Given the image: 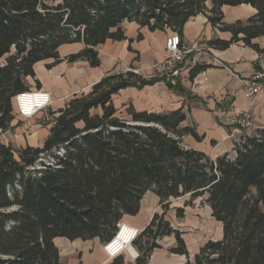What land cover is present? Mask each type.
Returning a JSON list of instances; mask_svg holds the SVG:
<instances>
[{
  "label": "trees",
  "instance_id": "1",
  "mask_svg": "<svg viewBox=\"0 0 264 264\" xmlns=\"http://www.w3.org/2000/svg\"><path fill=\"white\" fill-rule=\"evenodd\" d=\"M240 5L254 8L255 15L225 23L222 7ZM198 15L230 34L227 41H208V48L225 51L241 43L264 57V0H0V130L10 128L12 100L28 91L23 81L34 80L35 64L50 61L49 70L63 61H82L97 68L99 46L132 43L124 22L150 33L170 30L181 40L186 23ZM71 45L82 49L61 59L59 50ZM210 67L196 64L189 79ZM254 69L261 71L257 63ZM164 81L144 78L131 64L51 112L42 148L15 151L0 143V264H61L55 239L106 244L124 216L139 213L148 192L158 198L162 212L134 241L135 264H146L166 237L175 240L168 252L184 256L183 264H264V128L242 135L234 143L233 159L225 154L212 160L184 145L185 136L203 138L181 127L183 108L157 114L129 106V119L118 115L113 98L120 91ZM167 87L192 99L180 85ZM45 154L52 164L30 171ZM186 196L203 198L222 231L220 240L207 241L191 258L181 232L165 218L170 201ZM176 216L183 218V210ZM111 264H123V257Z\"/></svg>",
  "mask_w": 264,
  "mask_h": 264
},
{
  "label": "crops",
  "instance_id": "2",
  "mask_svg": "<svg viewBox=\"0 0 264 264\" xmlns=\"http://www.w3.org/2000/svg\"><path fill=\"white\" fill-rule=\"evenodd\" d=\"M221 10L224 15V22L227 24L237 20H245L256 13V10L249 5H240L237 7L224 6ZM124 24L131 26L135 34L138 29V33L143 35L142 40L138 41L135 40L134 36L126 35V30L122 28L125 36L128 40H132V43L128 41H107L104 45L99 46V67L91 68L86 62L82 61L72 64L63 61L48 70L46 69V65L50 64V61L39 62L34 65V82L36 81L37 83L32 87L28 83L33 79L25 78L23 81L25 86L30 91L40 90L50 93L52 98L50 110L53 112L62 108L74 95L78 96L86 93L93 84L102 79L106 74L124 71L120 69V63L121 65L129 64V66L133 64L139 73L140 69L134 63L139 64L145 49L140 51L138 44L144 42L147 34L150 32L146 29H139L134 23L124 22L121 27ZM172 33L170 30L150 33L158 34L159 36L158 47L151 48L150 50L151 53L158 54L157 60L154 59L152 64L167 59L168 55L165 50V43ZM212 39L227 41L230 39V34L219 32L217 29L211 27L203 15H198L190 19L184 26L181 45L186 48L196 47L191 54L187 55V66H179L177 74L171 82L165 80L164 82L157 83L153 86H146L140 90L128 88L131 91L127 92L128 89L120 91L113 98V105L118 110V106L114 102L117 96L126 92L133 95V98L128 97L124 99L123 102L119 103V106L123 105L126 109L131 106L136 112L146 111L149 113L164 114L183 108L186 120L182 123L181 127H191L198 136L203 138L201 142H197L192 137L185 136L183 143L186 148L202 152L212 160L225 154H228L229 158L233 159L235 157L233 151L234 143L238 142L239 139H236V133L238 132H234L233 127L228 123L229 117L249 108L254 116L256 129L264 128V95L256 99H247L243 94L244 82L255 71V64L257 63L260 70L264 71V57L252 49L244 47L241 43L234 44L225 51L210 49L206 44ZM255 43L259 45L260 49L263 48L261 40H257ZM116 46H120L121 49L126 47V51L131 58L129 62H120L117 59L116 54L112 50ZM129 46L132 50L131 52L128 51ZM104 49H108V51L105 52L106 55L102 59L101 51ZM67 55L69 54L60 57L64 59ZM138 58L139 61L137 60ZM3 64L4 61L0 60V65ZM196 64H206L211 67L195 78L189 79V70ZM167 84H170L172 87L180 85L192 99L184 95H178L174 90L169 89ZM138 92H141V94L136 96ZM41 113H38L32 118H21L16 115L21 122L26 124L21 127L12 126L15 134L24 137L20 141L23 144L21 149L26 146L42 148L49 135L51 124L48 123L46 127H43L35 121ZM148 193L141 200L139 213L133 217L124 216L120 222L121 225L142 231L149 224L152 216L157 211L159 202L158 198L153 194L147 197ZM55 240L56 247L60 246L64 248L60 255L64 257L66 262H69L68 264H111L114 259L110 262L107 261L104 244H101L97 239L85 242L81 240H75L73 242L65 239ZM89 245H92L91 253L88 251ZM131 246L134 245L132 244ZM68 247H70V250L66 249ZM169 247L172 248L173 244ZM134 249V256L130 254V261H125L123 258V264H131L132 260L133 264H135L139 253L136 247ZM76 250H79L81 253L78 263H76L73 255ZM153 252L149 258V260L152 259V264H183L186 261L184 256L169 253L171 258H168L163 254L153 256ZM60 262L62 264L61 259Z\"/></svg>",
  "mask_w": 264,
  "mask_h": 264
},
{
  "label": "rangeland",
  "instance_id": "3",
  "mask_svg": "<svg viewBox=\"0 0 264 264\" xmlns=\"http://www.w3.org/2000/svg\"><path fill=\"white\" fill-rule=\"evenodd\" d=\"M123 29L126 31V35L128 36H134L135 40H137V33L139 32L138 29L136 30V34L133 31V28L127 24H124ZM143 36V35H142ZM159 44V36L158 34H147V37L144 42H141L138 44V49L141 51L145 49V51L142 53L141 60L139 64L136 62L134 63L135 66L138 65L140 71L139 74L142 75L145 78H151L154 76L157 77H162L161 76V67H162V62L159 63H153V60H157L158 54L157 53H151L150 50L151 48H157ZM82 49L81 45H71V46H64L59 50L60 56H64L66 54H72L80 51ZM110 50V49H109ZM113 52L116 54L117 59L120 62H129L130 61V55L126 51V47L121 49L120 46H116L113 49ZM107 50L101 51V58L104 59L105 57V52ZM133 56V55H132ZM100 58V56H99ZM139 61V58L137 59ZM187 61H188V56L184 59L182 62V65L180 64L179 66L185 67L187 66ZM105 66V64H104ZM178 66V67H179ZM129 67V64L126 65H121L120 63V69L126 71ZM137 67V68H138ZM165 79V77H163ZM166 80V79H165ZM30 86L34 87L36 82L34 80H30L28 83ZM134 90V89H133ZM131 91V89H128L127 92ZM136 91V90H135ZM137 93V91H136ZM141 92H138L136 96H139ZM132 97L133 95H130L129 93H121L119 96H117L115 100V105L118 106V115L121 118L124 119H129L126 116V108L123 107V105L119 106V103L123 102L124 99ZM51 106L44 110L41 114L38 115L37 119L35 121L37 123H40L43 127H46V124L52 123V116H50ZM14 120L10 125V128L6 131L0 134V143L3 145H10L13 150L17 151L22 148L23 144L20 142L21 138H24L21 135H17L14 133V126L15 127H21L23 125H26L25 123L21 122L15 112H13ZM226 122V121H225ZM13 126V127H12ZM81 127V125H79ZM252 131H243V132H238L236 133V139H239L242 135H251L253 134ZM24 135V134H23ZM25 136V135H24ZM16 156V155H15ZM43 161L45 164L51 165L52 164V157L50 155L45 154L42 156ZM42 169V168H41ZM30 171L38 170L35 166L31 167L29 169ZM151 193L147 194V197L150 196ZM152 195V194H151ZM178 209L183 210V218H177L176 216V211ZM162 210L158 206L156 213H161ZM166 220L169 221L173 229L178 230L182 234V239L184 240L186 247L189 251V256L192 257L198 249L207 241L209 240H218L222 236V231H221V226L218 224L212 217H211V211L209 207L204 203L203 198H197L194 201H190L189 197H182L176 200H171L169 207L166 212L165 216ZM58 241V240H55ZM161 249L158 251L153 252V256L158 255V254H163L167 256L168 258H171V255L169 254V246L173 244V247L175 246V240L173 237H166L163 238L160 242ZM91 244V243H90ZM105 245V244H104ZM103 245V246H104ZM135 246H131L130 248L126 249L123 251L121 254L125 261H130V254L134 256V249ZM58 250L60 254L63 252L62 247H58ZM70 247L66 248L68 250ZM89 253L92 252V245H89L88 247ZM66 252V251H64ZM67 253V252H66ZM74 259L76 260V263H78L81 253L79 250L74 252ZM118 255V256H119ZM107 261L110 262L112 259H110L106 255ZM115 258V257H114ZM60 259L62 260V264H68L69 262H66L64 257L60 255ZM133 264V260L131 262ZM148 264H152V259L149 260ZM157 264V263H155Z\"/></svg>",
  "mask_w": 264,
  "mask_h": 264
},
{
  "label": "built area",
  "instance_id": "4",
  "mask_svg": "<svg viewBox=\"0 0 264 264\" xmlns=\"http://www.w3.org/2000/svg\"><path fill=\"white\" fill-rule=\"evenodd\" d=\"M195 47L196 46L186 48L182 46L180 37L176 33H172L165 43V50L168 57L161 64V76L165 77L166 81L171 82L177 74L178 66L184 61L187 55L194 51ZM244 83L243 94L245 98L256 99L264 95V71H254ZM12 101L15 114L21 118H32L49 108L52 104L51 94L40 90H28L19 93L14 96ZM228 123L233 127L234 132L256 130L255 119L249 108L243 112L230 116ZM0 134H2L1 130ZM62 153V149L57 152L58 155ZM42 156L43 155L40 156L35 164L38 170L44 168L42 167V163L44 162ZM124 227L125 225L121 224L118 226L116 238L123 232ZM140 233L141 231L130 228V231L127 232L130 245L134 243ZM113 239L104 245L105 253L110 259L117 257L125 251V248L122 246L116 247V245H114L115 240Z\"/></svg>",
  "mask_w": 264,
  "mask_h": 264
},
{
  "label": "bare ground",
  "instance_id": "5",
  "mask_svg": "<svg viewBox=\"0 0 264 264\" xmlns=\"http://www.w3.org/2000/svg\"><path fill=\"white\" fill-rule=\"evenodd\" d=\"M129 231H130V228L128 226H125L123 232L117 238L115 237L113 239L115 240L114 245H116V247L122 246L126 250L129 246H131L129 244V235L127 234V232Z\"/></svg>",
  "mask_w": 264,
  "mask_h": 264
},
{
  "label": "water",
  "instance_id": "6",
  "mask_svg": "<svg viewBox=\"0 0 264 264\" xmlns=\"http://www.w3.org/2000/svg\"><path fill=\"white\" fill-rule=\"evenodd\" d=\"M129 125H131V124H129Z\"/></svg>",
  "mask_w": 264,
  "mask_h": 264
}]
</instances>
